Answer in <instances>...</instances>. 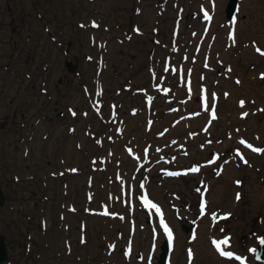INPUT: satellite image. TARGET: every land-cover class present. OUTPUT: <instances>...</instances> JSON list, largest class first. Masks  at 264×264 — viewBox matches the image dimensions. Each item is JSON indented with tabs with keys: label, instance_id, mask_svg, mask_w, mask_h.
<instances>
[{
	"label": "rangeland",
	"instance_id": "obj_1",
	"mask_svg": "<svg viewBox=\"0 0 264 264\" xmlns=\"http://www.w3.org/2000/svg\"><path fill=\"white\" fill-rule=\"evenodd\" d=\"M227 2L0 0V264H161V218L171 264H263V213L226 179L264 189V151L247 147L258 132L264 149V0H240L235 23ZM238 96L257 111L242 137ZM234 192L228 218H202L201 200L220 211ZM207 220L241 260L209 246Z\"/></svg>",
	"mask_w": 264,
	"mask_h": 264
},
{
	"label": "bare ground",
	"instance_id": "obj_2",
	"mask_svg": "<svg viewBox=\"0 0 264 264\" xmlns=\"http://www.w3.org/2000/svg\"><path fill=\"white\" fill-rule=\"evenodd\" d=\"M214 18V17H213ZM256 68V67H255ZM232 69H233V71H235L234 70V67H232ZM234 73V72H233ZM243 76V75H242ZM238 78V77H237ZM230 81L231 82H233L234 84H237V80H236V76L235 75H233V74H231V76H230ZM240 79V78H239ZM258 79H261V80H263L261 77H259ZM256 82V84H259V83H264V80L263 81H260V80H257V81H255ZM242 83H243V86H242V89L243 90H248V87H251L250 86V84H249V80H247V79H245V80H243L242 81ZM240 83H238V85H239ZM242 85V84H241ZM255 85V84H254ZM235 87H234V89H233V91H235V89H236V85H234ZM228 87V86H227ZM255 87H257L258 88V90L260 91V93H262V94H264V88H260V87H258V86H256L255 85ZM225 88V87H224ZM252 88H253V86H252ZM242 90V91H243ZM253 90V89H252ZM258 91V92H259ZM251 92V91H250ZM249 92V93H250ZM225 93V92H224ZM229 93V92H228ZM240 94V93H239ZM225 95V94H224ZM251 95H253V94H251ZM226 96V95H225ZM224 96V97H225ZM233 96V95H232ZM254 96H256V95H254ZM253 101H252V100ZM257 99V98H256ZM260 99V98H259ZM236 100V102H237V104H238V108H239V106H240V100H244L245 101V110H244V112H247V113H249L250 111H251V113L252 114H256L257 113V111L256 110H252V109H250L248 106H247V104L248 105H250V102H251V104L252 103H254L255 102V99L254 98H248V100L246 99V98H243V99H241V98H239V96L235 99ZM223 101H225V100H223ZM222 102V101H221ZM227 102V101H226ZM231 102H233V100L231 101ZM258 102V101H257ZM229 102H227V104H228ZM258 103H260V101L258 102ZM252 105H254V104H252ZM237 106V105H236ZM234 106H232V108H233ZM260 107V106H259ZM262 107V106H261ZM237 109V108H236ZM228 111V110H227ZM264 110H262V112H263ZM229 114V113H228ZM232 115V114H231ZM260 115H261V113H260ZM221 116V115H220ZM228 116V115H227ZM227 116H226V118H227ZM255 117V116H254ZM260 117V116H259ZM230 118V117H229ZM246 119V121L249 119V117H248V115L246 116V117H244V116H242V113H241V115L239 116V119L236 121V123H237V132H238V136L239 137H242V135H243V132H244V130H245V127L243 126V122L241 121L242 119ZM222 119V118H221ZM260 119V118H259ZM225 120H227V119H225ZM256 120V119H255ZM251 122V121H250ZM249 122V123H250ZM256 122V121H255ZM248 123V124H249ZM264 124V123H263ZM221 125V124H220ZM260 126H262V125H259V126H256L257 128H259ZM264 126V125H263ZM226 127V126H225ZM255 127V126H254ZM247 129V128H246ZM256 129V128H255ZM257 133V135H256V137H255V144H254V147L255 148H259V144H261V142H259V133L258 132H256ZM253 136H254V134H253ZM261 138V137H260ZM259 154H261V153H259ZM246 156V155H245ZM258 156V155H257ZM197 157H200L201 158V160H198V161H204L206 158H207V156H206V158L204 157H202V155H198ZM247 157V165H249V164H251L252 163V161L251 160H249L248 159V156H246ZM191 164V163H190ZM190 164H188V165H190ZM253 165H255V160L253 161ZM225 169L226 168H224L223 166H221L219 169H218V172H219V174H223L224 172H225ZM229 173H231V171L229 170V171H227V175L229 174ZM221 174V175H222ZM227 178H229V179H226V180H230V181H233L234 183H236L237 181H240V184H237V185H239L240 187H243L244 189H246L251 195H252V197L254 198V201L256 202V204H257V206H258V208L262 211V213H263V216H262V220H264V189L263 190H261L260 188H258V187H254V186H252V185H248V184H246V183H244V179H242L241 177H239V176H233V174L231 173V175L230 176H228ZM225 179V178H224ZM228 183H230V182H228ZM264 188V187H263ZM210 191H211V186L209 185V187H207V191H200V193H204L208 198H209V193H210ZM199 193V194H200ZM236 193L238 194V192H234V195H233V198L232 199H230V200H227L228 201V204H229V207H226V208H224V209H221L220 211H216V208L215 207H213L212 205H211V202H210V200L207 198L206 199V201H205V210H204V212L203 213H201V214H204L203 216L202 215H200V216H202V218H208V217H213V216H216L218 219H219V221H221V220H223V218L222 217H225V216H227V218L229 217L226 213L227 212H229V211H234V210H236V208L238 207V204H237V202H236ZM243 195H244V197H245V191L243 190ZM241 196H242V192H241ZM243 197V196H242ZM242 204V203H241ZM240 204V205H241ZM210 209L212 210L211 212H210ZM226 214V215H225ZM202 221H204V220H202ZM200 224L202 225V222H200ZM199 224V227L201 226ZM201 228V227H200ZM216 228H219V230L220 231H222V229L218 226V225H216V224H214L213 223V221L212 220H207V225L205 226V230H206V233H207V241H208V244H209V246L211 247L212 246V244H213V240H221L220 239V235H221V232H218V231H216ZM186 229V228H185ZM160 231H161V233H165V230L164 229H160ZM201 233V232H200ZM166 236V235H165ZM177 236V235H176ZM176 236L174 237V240L176 239ZM199 234H198V231H196L195 232V236H194V239H192V240H190V241H193V242H199ZM177 240V239H176ZM175 240V241H176ZM214 246V245H213ZM192 247H194V245L193 246H187V252H189V250H191L192 249ZM222 247H224V249L227 251L228 250V247H227V245H223ZM214 249H215V251L217 252V255H220L219 254V252L217 251V249L215 248V246H214ZM191 253H192V251H191ZM193 257V254L191 255V258Z\"/></svg>",
	"mask_w": 264,
	"mask_h": 264
},
{
	"label": "snow or ice",
	"instance_id": "obj_3",
	"mask_svg": "<svg viewBox=\"0 0 264 264\" xmlns=\"http://www.w3.org/2000/svg\"><path fill=\"white\" fill-rule=\"evenodd\" d=\"M205 18H206V19L210 18V17L208 16V13H207V12H205ZM233 23H235V17H233ZM93 26H96V25H95V22H93ZM256 51H257L258 53H260L261 55H264V50H262L261 48L257 47V48H256ZM229 71H231L230 68H229ZM261 78L264 79V73L261 74ZM236 82H237V83H240L239 80H237ZM225 95H228V94L225 93ZM212 96H213V98H214V97H215V94L213 93ZM239 103H240V106L243 107L244 104H245V101H244V100H240ZM212 109H213V111H212V116H213V118H215V111H214V109H215V105H214V104L212 105ZM73 114H74V113H73ZM247 115H248L247 112H243V113H242V116H244V117H246ZM240 142H241L242 144L246 143V141H244V140H241ZM247 147L250 148V149H252L253 151H256V152H262V151H264V149L254 148L251 144H247ZM238 154H239V153H238ZM242 158H243V157H242ZM244 162L247 163L246 160H245ZM73 171H75V169H73ZM189 171H191V172H198V171H199V168H197V167H192V168L189 169ZM170 175H179V173H170ZM236 183H237V184H240V181H237ZM141 187H143V185H141ZM197 191H199V189H198ZM237 199H240V194H239V193L237 194ZM143 200H144V203H145V206H146V207L154 208L158 213H160L161 210H160L159 206L156 205L155 203H153L151 200H149V199L147 198V196L143 197ZM200 209H201V213H203L204 210H205V204H204L203 202H202L201 205H200ZM105 214H107V212H105ZM227 215H230V214H227ZM214 218H215V216H214ZM222 218H227V216L222 217ZM161 224L164 225V230H165V232L167 233L169 243L171 244L172 239H173L172 230H171L166 224H164V221H163L162 218H161ZM82 242H83V241H82ZM260 243H261V244H264V238H262V239L260 240ZM228 244H229V238H228V237H225V238L222 239V240H213V245L215 246V248L217 249V251L219 252V254H220L221 256L228 257V258H232V257L235 256V259H236V260H241L242 258H241L240 256L235 255V253H233V252H231V251H226V250L224 249V247H222L223 245H228ZM250 251H255V249H250ZM191 255H192L191 250H189V257H190V258H191Z\"/></svg>",
	"mask_w": 264,
	"mask_h": 264
},
{
	"label": "water",
	"instance_id": "obj_4",
	"mask_svg": "<svg viewBox=\"0 0 264 264\" xmlns=\"http://www.w3.org/2000/svg\"><path fill=\"white\" fill-rule=\"evenodd\" d=\"M239 0H228L227 5L225 7V15L228 20H231L234 16V13L237 11ZM73 59H77V55H73ZM65 66L68 71H71L74 69L73 61L72 60H65ZM4 197H3V190L0 186V204L3 203ZM259 246L256 249V257L263 260L264 262V252L262 251L263 245L259 241ZM161 251H160V259L159 262L161 264L166 262L167 254L169 250V244L168 242H164L161 245ZM6 257V249H5V242H4V236L0 233V262H2Z\"/></svg>",
	"mask_w": 264,
	"mask_h": 264
}]
</instances>
